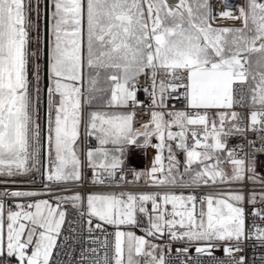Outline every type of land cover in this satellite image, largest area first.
<instances>
[{"label": "snow or ice", "instance_id": "snow-or-ice-1", "mask_svg": "<svg viewBox=\"0 0 264 264\" xmlns=\"http://www.w3.org/2000/svg\"><path fill=\"white\" fill-rule=\"evenodd\" d=\"M221 3L0 0V264H68L78 230L72 264H248L245 242L264 246V0ZM249 130L259 146L228 147ZM85 168L104 190H75Z\"/></svg>", "mask_w": 264, "mask_h": 264}, {"label": "built area", "instance_id": "built-area-1", "mask_svg": "<svg viewBox=\"0 0 264 264\" xmlns=\"http://www.w3.org/2000/svg\"><path fill=\"white\" fill-rule=\"evenodd\" d=\"M140 83L141 84L144 83L143 78L141 79ZM138 95H139L140 100L145 101V102L147 101L146 94H144L143 92H140ZM177 107H179V105H177ZM234 110L237 112L243 113L245 115V117L248 114V108L247 107L236 106L234 108ZM241 127H246V122L244 124H241ZM259 136H260V133L252 132L251 130L248 131L246 136L233 135V136L228 138V147L229 148H236L238 152L241 148L244 150V152L251 151L252 149H250L248 147V142L256 141L257 142L256 146H259ZM142 154H143L142 165H134V164L128 163V166L135 167L137 170H142V169L150 167L151 161H152V158L154 155L153 150L148 149L146 152H145V150H142ZM257 160H258V162H264V155H258ZM91 175H92L91 169L85 168L84 169V182L82 185H78L75 190L80 191L82 193H87L90 191H102V190H104L100 187H93L91 185V183H90ZM257 175L260 179H264V163H261L260 166H258ZM128 179L132 180V177L129 175ZM129 187L132 190H148V189H143L139 184L129 185ZM232 187L233 188H240L241 186L239 184H235ZM35 188H39V187H35ZM205 191H207V189ZM243 191L246 194H249L252 191L260 192L261 188H260L259 184H254L252 181L246 180L243 184ZM259 206H260V202L258 200L257 201V207H259ZM245 208H246V212L249 213V215L247 217V224L249 226H251L253 223H257V224L262 223L258 219L254 220V218L250 215V213L253 210L252 205L246 204ZM74 218H75V212L70 211L69 212V220L74 219ZM109 231H112V229L109 228ZM65 234L68 236H75L74 240L68 241V243H70L72 245L70 251L67 249H61V251L66 253V258L68 260V264H72V261L75 258L73 254H78L79 252H81L82 248H86L89 246L88 241H87V233L86 232H80L78 230L76 233L66 232ZM245 243H246L245 252H246V255L248 258V264H261L262 259H264V246H261L255 240H249V241H246ZM177 246H179V245H177ZM193 256L195 257L194 252H193ZM214 256L217 260L226 259L222 250H216L214 252ZM60 259L64 260L65 257L62 256V257H60ZM173 259H175V257H173ZM200 259L202 260V264H215L214 260L211 257L205 256V257H201Z\"/></svg>", "mask_w": 264, "mask_h": 264}, {"label": "rangeland", "instance_id": "rangeland-1", "mask_svg": "<svg viewBox=\"0 0 264 264\" xmlns=\"http://www.w3.org/2000/svg\"><path fill=\"white\" fill-rule=\"evenodd\" d=\"M229 2L233 5L232 10L234 12H236V11H238V8L240 6H243V4L245 3V0H229ZM214 3H215L216 8L218 10H223V4L221 3V0H214ZM217 24H219L221 26L235 27V26H239L238 24H240V23H239V21L218 20ZM142 161H143L142 149H140V150L139 149H132L128 163L134 164V165H142ZM29 179H31V177H29ZM30 187H40L39 181L35 185H31ZM138 234H140V233L138 232Z\"/></svg>", "mask_w": 264, "mask_h": 264}, {"label": "crops", "instance_id": "crops-1", "mask_svg": "<svg viewBox=\"0 0 264 264\" xmlns=\"http://www.w3.org/2000/svg\"><path fill=\"white\" fill-rule=\"evenodd\" d=\"M240 26V24H238ZM239 26H235V27H239ZM226 27H231V26H226ZM133 149H136V148H133ZM140 150V149H139Z\"/></svg>", "mask_w": 264, "mask_h": 264}]
</instances>
